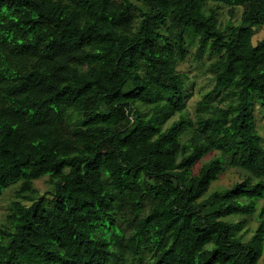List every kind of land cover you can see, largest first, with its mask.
Instances as JSON below:
<instances>
[{"label": "trees", "instance_id": "1", "mask_svg": "<svg viewBox=\"0 0 264 264\" xmlns=\"http://www.w3.org/2000/svg\"><path fill=\"white\" fill-rule=\"evenodd\" d=\"M263 26L264 0H0V264H264Z\"/></svg>", "mask_w": 264, "mask_h": 264}, {"label": "rangeland", "instance_id": "2", "mask_svg": "<svg viewBox=\"0 0 264 264\" xmlns=\"http://www.w3.org/2000/svg\"><path fill=\"white\" fill-rule=\"evenodd\" d=\"M140 5H144V0H134ZM236 16L231 18L229 8L223 6L219 10L220 20L224 25L231 19L233 22L237 23L241 15V8L237 7L235 9ZM264 36V26L257 28L254 40H257ZM209 63L210 60L206 57L202 60L196 58V47H190V54L186 60L180 63L179 69L188 74V89L191 92L190 97L188 98V112L191 116H194L197 112L198 101L204 96V94L213 87V76L209 72ZM219 99V98H218ZM256 118L257 126L259 128L260 134L263 137L264 141V100H261L256 107ZM210 158V155L207 156ZM243 172L240 170L228 167L227 170L216 180L212 188L217 187H229L236 181H240L242 178ZM49 176L42 177L35 181V185L39 188L41 194L50 192L53 187L50 183ZM19 184H13L8 189H6L0 196V223L6 218L7 214L10 212V206L12 200L15 198V190L18 188ZM264 203V200L261 202ZM257 221L254 217L248 223V231L246 232V239L250 238L253 234L254 229L256 228Z\"/></svg>", "mask_w": 264, "mask_h": 264}]
</instances>
